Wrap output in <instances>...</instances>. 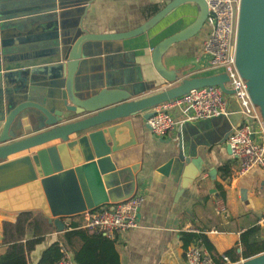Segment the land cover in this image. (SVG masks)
<instances>
[{
	"label": "water",
	"instance_id": "water-1",
	"mask_svg": "<svg viewBox=\"0 0 264 264\" xmlns=\"http://www.w3.org/2000/svg\"><path fill=\"white\" fill-rule=\"evenodd\" d=\"M7 1L0 0V41L4 46L0 59L1 210L40 211L57 230L65 231L62 218L122 202L136 192L140 164L118 168L113 160L114 154L136 144L135 118L141 116L147 122L154 116L151 110L155 106L193 89L219 86L226 95L234 94L226 87V74L181 80L179 70L164 64V56L175 44L203 31L208 16L205 0H167L140 27L111 34L91 33L83 22L78 29L63 33L58 19L33 23L34 10L11 11ZM60 1L90 6L94 0ZM187 3L198 8L195 21L162 40L152 52L160 77L170 84L179 83L177 86L146 96L151 87L136 99L133 92L114 87L83 96L78 78L88 51L101 44L104 55L121 53L125 40L147 33ZM38 9L56 11L57 0H48ZM236 66L264 117V0L240 1ZM230 101L234 114L218 118L230 123L232 133L241 114L237 113L238 103ZM178 162H188L181 143L177 160L171 159L160 171L167 175ZM18 196H22L17 201L21 204L11 203ZM238 264H264V253Z\"/></svg>",
	"mask_w": 264,
	"mask_h": 264
},
{
	"label": "crops",
	"instance_id": "crops-1",
	"mask_svg": "<svg viewBox=\"0 0 264 264\" xmlns=\"http://www.w3.org/2000/svg\"><path fill=\"white\" fill-rule=\"evenodd\" d=\"M47 1H7V5L11 4L8 8L11 11L34 10L36 15L30 17L33 23L58 19L63 33L71 28L78 29L83 22L91 33L111 34L140 27L158 13L167 0H94L90 6L87 2L57 0L56 11L38 9L46 6ZM197 13L195 4L181 5L147 33L125 40L121 53L104 55L102 45L96 44L85 54L81 65L78 88L83 89V96L89 97L103 88L114 87L133 92L136 99L151 87L153 90L146 96L177 86L179 83L170 84L160 77L152 62V52L162 40L191 25ZM206 38L207 33L202 31L188 41L175 44L164 56L165 66L179 70L181 80L205 73L198 72L196 60L203 56ZM1 44L0 41V59L4 48ZM173 113L178 124L163 138L155 137L141 116L135 118L136 144L113 155L118 168L140 164L136 191L145 195L138 227L115 235L120 262L186 264V249L196 241V238L191 240L190 235H204L215 247V254L224 256L233 251L234 257H238L237 262L227 259L226 264L241 263L247 260L243 256L244 233L257 228L258 232L249 238V242L264 241V224L260 223L264 212V169L257 166L242 177L237 175L240 163L228 148L231 125L226 119L181 122L180 112L174 110ZM257 116L258 119L250 122L260 132L264 120L260 110ZM180 143L188 162L174 163L167 175L162 173L160 170L171 159L177 160ZM227 164L229 176L222 171ZM21 198L18 196L11 203ZM32 212L37 214L40 211ZM18 214L0 209V256L7 250L2 244L3 222L15 221ZM65 218L62 221L66 230L55 229L48 233L25 258L26 264H39L43 252L59 242L68 246L75 259L84 245L82 235L91 232L81 226L69 227L71 222L82 223L81 215ZM33 237L34 230L29 229L26 240Z\"/></svg>",
	"mask_w": 264,
	"mask_h": 264
},
{
	"label": "built area",
	"instance_id": "built-area-1",
	"mask_svg": "<svg viewBox=\"0 0 264 264\" xmlns=\"http://www.w3.org/2000/svg\"><path fill=\"white\" fill-rule=\"evenodd\" d=\"M208 16L205 21L207 38L203 44V56L197 58L198 72L224 70L229 81L226 87L234 91L229 97L219 86L203 87L191 90L188 94L155 106L154 116L146 123L157 138L165 137L173 131L178 120L173 111L181 114V122L209 120L212 118H230L234 112L230 100L239 105L241 119L234 126L228 139L232 156L240 163L239 177L253 168L264 169V120L262 130L258 132L251 119H258L257 108L248 90L247 81L240 75L236 66V33L241 0H205ZM145 201V195L136 191L132 197L115 204H106L81 214V228L91 233H101L110 239L115 235L134 230L138 227L139 211ZM260 223L264 224V212ZM61 258L56 264H76V261L64 242H59ZM227 260V259H226ZM186 264H217L201 240H196L185 252Z\"/></svg>",
	"mask_w": 264,
	"mask_h": 264
},
{
	"label": "trees",
	"instance_id": "trees-1",
	"mask_svg": "<svg viewBox=\"0 0 264 264\" xmlns=\"http://www.w3.org/2000/svg\"><path fill=\"white\" fill-rule=\"evenodd\" d=\"M222 171L226 176H229V165L223 166ZM218 187L220 188L221 186L218 184ZM74 217L76 216L71 218ZM80 226L81 223L77 222L69 224L70 228ZM29 229L34 230V237L26 240V234ZM55 229L42 212H38L37 214L34 212H22L16 216L15 221H4L2 244L7 246V250L5 254L0 256V264H26L25 258L35 250L36 246L44 241L48 233ZM257 232L258 229L253 228L242 235V244L244 245L243 256L246 259L264 252V241L249 242V238ZM82 239L84 245L75 256L77 264H121L115 239L112 240L101 233L83 234ZM190 239L201 240L207 250L214 254L217 264H226V259H230L233 262L238 261V257H234L233 251L227 252L224 256L215 254V247L204 235H190ZM60 258L59 244L54 243L43 252L39 264H56Z\"/></svg>",
	"mask_w": 264,
	"mask_h": 264
},
{
	"label": "rangeland",
	"instance_id": "rangeland-1",
	"mask_svg": "<svg viewBox=\"0 0 264 264\" xmlns=\"http://www.w3.org/2000/svg\"><path fill=\"white\" fill-rule=\"evenodd\" d=\"M205 27L203 29V31H205ZM224 70H212V71H207L203 74H201L200 76L202 77H208V78H211V77H218L219 75H221V73L223 72ZM198 76V77H200ZM228 99L230 96H226Z\"/></svg>",
	"mask_w": 264,
	"mask_h": 264
}]
</instances>
